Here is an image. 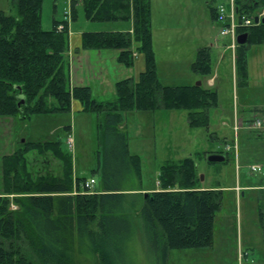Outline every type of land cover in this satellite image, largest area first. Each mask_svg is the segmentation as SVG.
<instances>
[{
	"label": "trees",
	"instance_id": "trees-1",
	"mask_svg": "<svg viewBox=\"0 0 264 264\" xmlns=\"http://www.w3.org/2000/svg\"><path fill=\"white\" fill-rule=\"evenodd\" d=\"M44 0H12L17 14L0 9V116L29 118L34 114L72 110L74 99L83 111L99 116L103 140L102 191L87 192L76 176L71 155L61 140L25 141L3 156V190L0 193V264H75L78 251L89 249L101 264H120L128 253L137 215L150 248L165 264L170 249L211 245L214 221L222 205V190L199 184L193 156L161 165L158 189L141 186L142 160L132 154L128 136L120 127L128 111L187 109L191 126L208 125L209 111L218 105V90L194 84L171 85L160 81L153 42L151 0H83L88 18L132 20L130 30L83 31L80 48L120 49L118 59L127 66L135 52L145 58L137 78L116 82L114 100H97L89 85H72L70 34L42 26ZM237 16L252 15L264 0H234ZM214 20L216 6L210 5ZM75 10V7L74 9ZM246 43L236 47L235 64L247 75V47L264 44V23L242 26ZM229 44V41L226 42ZM192 69L204 76L213 71L212 48L197 49ZM52 148L63 161L64 174L34 178L27 152ZM212 153H223L214 151ZM26 194V195H20ZM14 202L18 208H11ZM264 227V210L261 208Z\"/></svg>",
	"mask_w": 264,
	"mask_h": 264
},
{
	"label": "rangeland",
	"instance_id": "rangeland-1",
	"mask_svg": "<svg viewBox=\"0 0 264 264\" xmlns=\"http://www.w3.org/2000/svg\"><path fill=\"white\" fill-rule=\"evenodd\" d=\"M73 1L44 0L43 28H53L55 20L58 27L65 10H72L74 6L76 9L72 11L69 29L75 39L83 31L122 30L133 25L131 19H90L83 0H76L74 6ZM209 2L213 6L223 3L228 7L229 0H155L153 12L159 79L171 85L194 84L202 80L204 86H210L207 80L211 76L214 78L211 87L218 90V105L209 111V124L191 126L187 109L137 111L140 112L138 117L133 113L128 117L131 123L135 119L139 130L131 126V136H127L131 151L141 156L143 186L158 189L163 163L193 156L201 187L223 191L222 205L214 221L212 244L170 249L167 264H264L261 218L264 188L244 187L264 182V44L248 45L247 75L243 77L235 65L236 52L234 55L231 48H226L225 36L220 34L219 22L214 20ZM0 8L9 14H17L12 0H0ZM263 9L255 10L252 15ZM198 41L200 47L212 48L213 71L207 76L192 69ZM195 74H199V78H193ZM76 110L34 117L11 127L0 125V190L3 187V156L17 150L23 140H61L62 150L71 155L75 175H94L98 182L101 181L99 160L103 161V140L99 116L96 112ZM257 120L262 123L260 127L255 124ZM69 135L72 144H69ZM220 150L225 160H208L212 152ZM26 156L34 178L63 176V161L52 148L39 146L28 151ZM253 164L262 169L252 170ZM127 249L128 253L122 254L120 264H165L151 250L137 215ZM34 259V264H38ZM75 264H101V261L97 254L84 249L76 254Z\"/></svg>",
	"mask_w": 264,
	"mask_h": 264
},
{
	"label": "crops",
	"instance_id": "crops-1",
	"mask_svg": "<svg viewBox=\"0 0 264 264\" xmlns=\"http://www.w3.org/2000/svg\"><path fill=\"white\" fill-rule=\"evenodd\" d=\"M76 1V0H75ZM73 1V6L74 2ZM152 1V12H154V6H155V0ZM209 6L211 2L208 3ZM228 9L231 8V0L228 2ZM76 9V6H74ZM2 9V8H0ZM154 23V14L152 16V24ZM220 25V24H219ZM123 30H130L132 31V27L128 29H123ZM154 32V47L156 50V45H155V29H153ZM79 34L78 38L75 39L73 36L74 34L72 33L70 36V50H69V58H70V77H71V84L72 85H89L92 89L93 96L97 100H103V101H109V100H114L117 96L116 93V82L119 81L120 79L126 78V77H134L137 78L139 74L145 69V58L142 53H136V58L134 61V64L131 66H126L125 64L121 63L118 59L120 49H115V48H90V49H85V48H80L81 46V36ZM222 41L225 43L227 42L228 37H224ZM197 47H200V41L197 42ZM226 48L229 49V47L226 45ZM157 54V52H156ZM158 59V55H157ZM235 61V59H234ZM158 62V61H157ZM236 65V64H235ZM196 75V74H195ZM191 76L189 77V79ZM193 78H199V74L196 76H193ZM161 81V80H160ZM214 81L213 76L209 77L207 82L208 85H212L211 82ZM162 82V81H161ZM214 83V82H213ZM165 84V83H164ZM170 84V83H167ZM188 84H191L190 82ZM77 109L76 111H82L83 106L82 103L74 99L72 102V111L73 109ZM163 109V108H160ZM158 110V109H157ZM154 110V111H157ZM149 111V110H148ZM129 113H133L134 117H138V114L140 112L135 111H128L125 113V119L121 123L120 127L123 131L127 133V135L130 134V127L134 126L137 127L135 124V119H133L132 123L129 119ZM54 115V113H41V114H34L29 118H20V117H14V116H6L2 117L0 116V125L5 126V127H11L14 123L21 124L22 122L28 120V119H33L34 117H41V116H46V115ZM36 115V116H35ZM99 116V115H98ZM100 119V116H99ZM139 130V125L136 128V131ZM20 137H23L21 133H18ZM26 140H23L25 142ZM22 145H19L18 148H20ZM128 146L129 150L132 154H139L138 152L131 151V143L130 139H128ZM15 151V150H14ZM13 152V151H12ZM11 152V153H12ZM7 153V154H11ZM5 154V155H7ZM140 155V154H139ZM101 157V152L99 154ZM101 159L99 160V168L101 167ZM98 168V169H99ZM94 176V175H92ZM91 177V176H90ZM96 178V176H94ZM238 186V191H239ZM245 188H264V182H261L257 185H247L244 186ZM3 188L0 190V193L2 192ZM95 190L97 191H102V179L99 182L97 180L96 185H95ZM155 190L151 188L150 186H143L141 183V186L138 190L136 191H131V192H146V191H152ZM239 195V192H238ZM241 195V193H240Z\"/></svg>",
	"mask_w": 264,
	"mask_h": 264
},
{
	"label": "built area",
	"instance_id": "built-area-1",
	"mask_svg": "<svg viewBox=\"0 0 264 264\" xmlns=\"http://www.w3.org/2000/svg\"><path fill=\"white\" fill-rule=\"evenodd\" d=\"M217 11V20L220 23V34L222 36L228 37L230 40L229 48H231L233 51H235L237 47V36H238V28L244 27V26H252L256 24L255 22V15H247L243 14L241 18L237 16L236 12V6L234 4V0H231V8L228 9L225 4H220L216 7ZM64 20L59 23V26L57 27L58 30H63L68 26L69 28V20L72 17V10L69 8L68 10H65L64 13ZM256 15H259L260 18L264 16V9L262 12L255 13ZM71 32V31H70ZM213 83V82H211ZM255 124L260 127L261 122L259 120L255 121ZM237 127V124L235 125ZM69 135V144H72V138ZM71 147V146H70ZM251 169L254 171L261 170L260 165H252ZM97 179L92 176L89 178H86L83 180L82 186L84 189H86L87 192H94L95 185H96ZM11 208L16 209L18 208V205L14 202L11 203Z\"/></svg>",
	"mask_w": 264,
	"mask_h": 264
},
{
	"label": "water",
	"instance_id": "water-1",
	"mask_svg": "<svg viewBox=\"0 0 264 264\" xmlns=\"http://www.w3.org/2000/svg\"><path fill=\"white\" fill-rule=\"evenodd\" d=\"M255 21H256V23L260 22L259 16L255 17ZM261 22L264 23V17L261 19ZM248 37H249V32H247V31L239 33L237 36V41L239 44H244L247 42ZM195 84L196 85H202V80H198ZM225 158L226 157L222 153H211L208 156L209 161H223V160H225Z\"/></svg>",
	"mask_w": 264,
	"mask_h": 264
},
{
	"label": "bare ground",
	"instance_id": "bare-ground-1",
	"mask_svg": "<svg viewBox=\"0 0 264 264\" xmlns=\"http://www.w3.org/2000/svg\"><path fill=\"white\" fill-rule=\"evenodd\" d=\"M84 189V188H83Z\"/></svg>",
	"mask_w": 264,
	"mask_h": 264
}]
</instances>
